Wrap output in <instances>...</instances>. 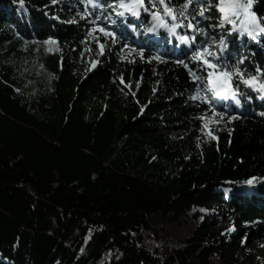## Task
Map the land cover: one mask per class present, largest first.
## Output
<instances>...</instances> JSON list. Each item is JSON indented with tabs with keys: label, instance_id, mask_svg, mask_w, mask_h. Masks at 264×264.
<instances>
[{
	"label": "trees",
	"instance_id": "trees-1",
	"mask_svg": "<svg viewBox=\"0 0 264 264\" xmlns=\"http://www.w3.org/2000/svg\"><path fill=\"white\" fill-rule=\"evenodd\" d=\"M254 10L264 14V0ZM206 15L200 27L213 34L218 13ZM96 17L124 38L90 35ZM123 20L87 0H0V264H254L210 215L219 206L264 240V92L241 85L239 105L212 98L225 113L213 139L188 68L206 73L188 45L147 32L145 13ZM224 35L230 63L264 66V42ZM87 58L97 65L77 75Z\"/></svg>",
	"mask_w": 264,
	"mask_h": 264
},
{
	"label": "snow or ice",
	"instance_id": "snow-or-ice-1",
	"mask_svg": "<svg viewBox=\"0 0 264 264\" xmlns=\"http://www.w3.org/2000/svg\"><path fill=\"white\" fill-rule=\"evenodd\" d=\"M19 3L21 7L24 6V0H19ZM52 3H57V0H52ZM88 3L93 7L111 8L116 17L124 18L123 23H127L128 16L139 20L142 13H145L151 18V26L147 28V32L159 34L160 30H164L169 35L176 36L183 44L188 45L191 53L190 59L206 73L204 76H197L192 68H188V65L184 64L193 79L199 80L203 86L192 97L193 100L203 99L205 103L211 104L213 101L210 97H212L221 100L230 99L239 105L241 102L239 98L241 85L255 91L264 92V66H256L254 72H249L246 68L241 67L244 64L243 59L230 63L229 42L224 35L231 36L233 40L247 37L257 43L264 42V14H259L254 10V5L258 3V0H206V2L205 0H112V3L107 5L100 3V0H88ZM190 8L195 11V15L189 12ZM213 10L218 15L215 18L216 22L210 27L213 29V33L215 29L222 30L218 40L214 34H210L205 28L200 27L202 20L212 19L211 15H206V13H211ZM90 15L92 13L85 9L81 14V19H85ZM96 19H99V17L91 21L93 27L89 32L90 35L95 32L102 33L113 44L124 38L123 33L118 37L116 31L98 25ZM69 22L75 23V21ZM112 23L114 24L115 21L113 20ZM127 26L133 29L136 27L134 24H128ZM179 29H187L188 32L193 34L179 35ZM196 34L208 37V39L198 42ZM93 39L96 40L99 48L97 55L102 56L105 44L95 36ZM209 43L218 45L215 51L208 46ZM43 44L58 45V41L53 37H49L43 41ZM123 47L128 48L129 46L124 44ZM46 50L52 52L53 48L49 47ZM56 50L59 51V48L57 47ZM132 51L137 50L130 49V52ZM143 51V48L138 50V54L141 55L142 59ZM90 63L94 68L98 61H90ZM178 63L183 64L184 62L180 60ZM121 83H124L123 77H121ZM201 90L205 92L202 97ZM211 115L218 118L216 121L218 123L219 118H222L225 113L217 112L215 108H212ZM200 119L204 121L206 117L201 116ZM228 119L231 120L233 117L229 115ZM205 127H207V124H205ZM208 134L216 139L211 130ZM256 179V177H252L243 183L251 185ZM201 211L205 210L202 209ZM231 230H234V226L228 229V231Z\"/></svg>",
	"mask_w": 264,
	"mask_h": 264
},
{
	"label": "rangeland",
	"instance_id": "rangeland-1",
	"mask_svg": "<svg viewBox=\"0 0 264 264\" xmlns=\"http://www.w3.org/2000/svg\"><path fill=\"white\" fill-rule=\"evenodd\" d=\"M87 3H88V0H87ZM88 4L92 8H99V7H93L90 3ZM113 20L114 19L109 20V22L112 24L111 26L115 25V23L114 24L112 23ZM88 24H91V23H88ZM213 34L216 36V31ZM210 46L213 51H215L216 48L218 47L217 44H212V43ZM90 61H98V60L87 58L83 63L77 66V75L82 76V77L87 76L95 68V67L92 68ZM202 88H203L202 85L198 87V89H202ZM203 95H205V92L201 90V97ZM210 99H212V97H210ZM196 100L200 103H203L210 111L212 108H215V110L219 112L218 109H216L214 104L205 103L203 99H196ZM217 119H218L217 117H214L211 114H209L206 117V120H205V124H207V127H205L206 132H209V130H211V127L213 125H216L221 121V118H219V122L217 123L216 122ZM211 210H212V214L210 215L211 222L215 223L217 227H220L225 234L230 233V234L240 235L241 238L244 239L243 243L247 246L248 252L251 254L252 258L255 259L254 264H257L258 262H260V264H264V240L254 242L251 239H248L247 237H245L242 231V227L240 226L239 222L235 219L234 215L227 214V212H225L219 206H214ZM233 226H234V230L228 231V229L233 228ZM173 235L174 237H177V238L182 237L181 225H177L174 228Z\"/></svg>",
	"mask_w": 264,
	"mask_h": 264
}]
</instances>
